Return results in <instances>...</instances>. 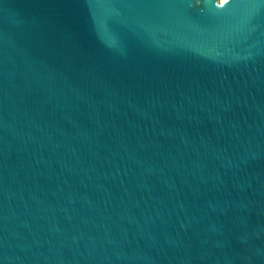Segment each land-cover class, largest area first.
I'll use <instances>...</instances> for the list:
<instances>
[{"label":"water","instance_id":"water-1","mask_svg":"<svg viewBox=\"0 0 264 264\" xmlns=\"http://www.w3.org/2000/svg\"><path fill=\"white\" fill-rule=\"evenodd\" d=\"M0 264H264V0H0Z\"/></svg>","mask_w":264,"mask_h":264}]
</instances>
